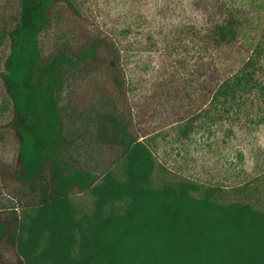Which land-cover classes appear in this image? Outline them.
Listing matches in <instances>:
<instances>
[{"label": "trees", "instance_id": "obj_1", "mask_svg": "<svg viewBox=\"0 0 264 264\" xmlns=\"http://www.w3.org/2000/svg\"><path fill=\"white\" fill-rule=\"evenodd\" d=\"M231 2L187 28L203 55L241 41L250 19ZM85 21L76 0L0 1V139L17 140L0 163V264H264V173L225 188L160 164L134 130L119 46ZM261 27L181 136L264 123Z\"/></svg>", "mask_w": 264, "mask_h": 264}, {"label": "rangeland", "instance_id": "obj_2", "mask_svg": "<svg viewBox=\"0 0 264 264\" xmlns=\"http://www.w3.org/2000/svg\"><path fill=\"white\" fill-rule=\"evenodd\" d=\"M248 1L230 3L241 5L250 19L241 41L231 49L210 47L203 59L197 33L187 28L203 33L208 22L222 17L213 0H76L84 26L110 33L119 46L134 130L176 176L231 188L264 173V123L243 124L241 119L198 126L187 138L176 130L206 107L207 92L262 35L264 0ZM53 34L43 45L46 52ZM4 56L0 48V59ZM95 83L108 89L104 79ZM1 133L0 163L13 162L16 137Z\"/></svg>", "mask_w": 264, "mask_h": 264}]
</instances>
